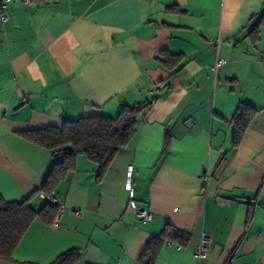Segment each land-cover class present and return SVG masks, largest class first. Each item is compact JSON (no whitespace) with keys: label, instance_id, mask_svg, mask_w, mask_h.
<instances>
[{"label":"crops","instance_id":"1","mask_svg":"<svg viewBox=\"0 0 264 264\" xmlns=\"http://www.w3.org/2000/svg\"><path fill=\"white\" fill-rule=\"evenodd\" d=\"M174 7L175 9L168 10ZM264 0H22L0 20V197L21 201L56 160L22 133L65 120L115 117L146 102L135 133L100 180L80 155L56 186V227L36 217L13 264H49L78 249L76 264H139L167 224L188 234L166 242L155 264H264ZM166 54L180 55L179 63ZM225 63L214 68L216 56ZM241 104L253 115L233 143ZM151 213L137 222L125 189ZM50 202L38 192L30 204ZM0 264H6L0 262ZM12 264V263H10Z\"/></svg>","mask_w":264,"mask_h":264},{"label":"trees","instance_id":"2","mask_svg":"<svg viewBox=\"0 0 264 264\" xmlns=\"http://www.w3.org/2000/svg\"><path fill=\"white\" fill-rule=\"evenodd\" d=\"M174 7L168 10H174ZM264 23L262 13L253 25L251 40H258L259 26ZM167 60L180 62V55L166 54ZM147 106L146 102L136 103L133 106H124L115 117L93 115L80 117L75 120H65L60 127L50 126L42 129L23 132L28 141L45 147L51 151L56 160L40 187L21 201H5L0 197V262L13 261L12 255L24 233L39 217L47 224L52 223L57 206L50 202L39 209H35L30 201L38 192L48 197L55 194L56 186L65 176L75 170L77 157L85 156L98 166L97 181L109 167L115 154L125 147L135 133L136 118ZM253 110L247 104H241L233 118V143L236 145L246 126ZM188 234L179 228L167 224L162 232L150 238L140 256L139 264H155L156 259L166 242L184 244ZM79 258L78 249H69L59 254L49 264H76ZM18 264H36L22 262Z\"/></svg>","mask_w":264,"mask_h":264},{"label":"built area","instance_id":"3","mask_svg":"<svg viewBox=\"0 0 264 264\" xmlns=\"http://www.w3.org/2000/svg\"><path fill=\"white\" fill-rule=\"evenodd\" d=\"M14 1V0H0V20L2 23L6 22L8 19L7 16V10L9 4ZM24 2H28L29 0H22ZM225 63V58L217 55L214 63V68L222 65ZM131 167H129V170L127 172V179L125 182V189L128 193L129 197V207L131 208L135 219L137 222L140 221H150L151 220V213L148 212L147 210L141 209L136 201L134 200V191L131 187ZM49 201L51 204L57 206V212L56 215L52 221V226L56 227L58 224V221L61 217V214L63 212V205L62 203L54 196L49 197ZM210 238L206 233H201L200 239L196 247L194 248L193 251V257L195 259L196 264H202V260L206 259L208 256V252L210 251Z\"/></svg>","mask_w":264,"mask_h":264},{"label":"rangeland","instance_id":"4","mask_svg":"<svg viewBox=\"0 0 264 264\" xmlns=\"http://www.w3.org/2000/svg\"><path fill=\"white\" fill-rule=\"evenodd\" d=\"M3 263H5V262H3ZM10 263L13 264L14 262H13V261H7V262H6V264H10Z\"/></svg>","mask_w":264,"mask_h":264}]
</instances>
